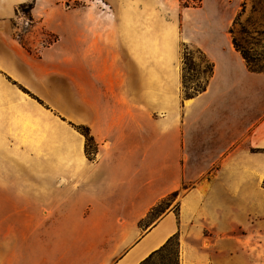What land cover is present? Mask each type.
<instances>
[{
  "label": "crops",
  "instance_id": "0c3cea01",
  "mask_svg": "<svg viewBox=\"0 0 264 264\" xmlns=\"http://www.w3.org/2000/svg\"><path fill=\"white\" fill-rule=\"evenodd\" d=\"M31 1L0 0V264H141L174 235L179 264H251L264 248V73L225 47L213 53L207 89L152 121L149 90L135 97L133 85L121 89L105 123L90 105L89 126L114 135L90 161L83 145L71 155L70 121L87 124L71 114L74 79L86 95L85 64L122 73L117 48L129 65L135 53L167 63L172 38L188 40L187 21L172 20L163 36L160 17L184 16L175 0H106L93 12L95 36L86 46L84 14L77 12L71 31L70 11L53 7L57 0L19 13ZM28 17L40 32L22 40ZM67 30L77 31L73 48ZM43 31L57 41L45 47ZM124 74L134 78L132 69ZM76 103L86 110V96ZM183 155H219L217 168L183 190ZM173 193L178 207L145 227Z\"/></svg>",
  "mask_w": 264,
  "mask_h": 264
},
{
  "label": "rangeland",
  "instance_id": "374dc122",
  "mask_svg": "<svg viewBox=\"0 0 264 264\" xmlns=\"http://www.w3.org/2000/svg\"><path fill=\"white\" fill-rule=\"evenodd\" d=\"M36 2L37 0H32L30 3L20 6L19 13L28 16L31 10L27 5L32 4L34 8ZM105 3L108 4L106 0H57L54 1L55 5L53 7L57 5L61 10L70 11L68 27L71 31L78 25L77 12L84 14L86 21L85 37L89 40L86 46H88L93 43L95 36L93 35L94 30H92L95 23L93 12L98 7L105 6L103 5ZM174 5L181 13H184V16L181 17L182 21L178 16L170 15L166 19L164 18L165 16L160 17L164 27H162L161 23L159 33L164 36L163 31L165 33L170 32L172 29L170 22L172 20L174 24L179 22L182 26L185 18L187 24L183 29L188 35V40L183 39L180 41L179 39H174V37L172 38V42L174 43L175 41V51L172 52V57L167 63L160 65L152 63L135 53L132 57L133 63L129 65L125 63L124 53L120 48H117L124 63L120 62L114 66L118 67L120 71L122 70V73L115 72L112 64H97L95 68L93 64H85L87 75L86 95L85 93L81 95V88L78 87L76 78L74 79L72 82L73 89H71V101L69 102L71 114L76 116L75 119L77 121L80 119L82 122H87V124H77L72 120L70 121L71 155H77V149L80 145H83L87 158L90 161H96L98 155H101L102 151L109 147L104 142H109L114 135L110 133L109 128L100 126L98 129H94L89 126L88 122L92 124V120H95L93 117L94 113L89 109L91 106L98 107L100 109L98 122L101 121L99 124L105 123V111L113 109L117 102L116 100L121 99L120 94L123 88L128 87L131 89V85H133L135 97L136 93H139L142 88L149 90V110L152 121L153 119H162L172 114L175 106L180 103L183 104L186 99H189L188 95L195 97L200 94L199 90L201 88L207 89V83L210 82V65L213 63L212 57H215L213 53L218 50L230 47L239 55L244 53L255 67L264 68V0H175ZM177 9L175 10L178 11ZM82 14L80 22L83 18ZM172 17H175V20ZM29 18L31 17H28L24 23V28L19 33L22 40H24L23 37L27 32L33 33L35 31L34 36L38 35V31L40 32L39 29L34 27V23L31 22L33 19L29 20ZM129 18L132 19L133 16ZM71 31L67 32V37L69 46L73 48L72 46H75V44L72 43L73 40L71 38L75 34L77 35V31L76 33H71ZM42 33L45 47L49 43L53 44V41L58 39L56 34H50L45 31ZM129 38H131L130 34L128 35ZM166 39H169V37L166 36ZM236 45L240 51L237 50ZM89 50L93 51V48ZM71 54L75 53L71 52ZM70 67L76 69L77 65L71 64ZM131 69L133 70L134 78L127 80L125 79L124 71L130 72ZM104 71L107 72L106 75L101 74ZM111 71L113 73H110ZM82 92L84 91L82 90ZM80 96L81 98L86 96V110H81L76 103ZM143 100L147 102V97L144 96ZM82 112L85 113L83 114ZM172 151L173 145H168L167 152L171 153ZM218 158L219 155H183L185 172L183 190L190 188L197 180L213 175L215 168H217ZM212 163L214 167L207 171L204 176H200V173ZM173 194L169 195L153 210L149 220L145 223V227L153 226L168 209L178 207L179 193ZM179 255L178 238L164 251L156 255L148 264H179ZM248 258L251 259V264L253 262L255 264H264V248L260 255ZM248 263L249 259H247L246 264Z\"/></svg>",
  "mask_w": 264,
  "mask_h": 264
},
{
  "label": "trees",
  "instance_id": "16d2710c",
  "mask_svg": "<svg viewBox=\"0 0 264 264\" xmlns=\"http://www.w3.org/2000/svg\"><path fill=\"white\" fill-rule=\"evenodd\" d=\"M28 7H29V9L30 10H32L33 9V6H32V4H30V5H27ZM236 47H237V50L238 51H240V49L238 48V46L236 45ZM242 53V52H241ZM242 57L245 59V61H246V63H247V66H248V68H249V70L251 71V72H255V73H264V68L263 67H260V68H258V67H255L254 66V64H253V62L244 54V53H242ZM211 67H210V78L209 79H211V77L213 76V72H214V65L213 64H211L210 65ZM208 84H209V82L207 83V86H208ZM206 86V87H207ZM206 90V88H201L199 91H200V93H202V92H204ZM188 97L189 98H192V97H194V96H189L188 95ZM173 195H176L175 193L173 194ZM175 240H178V237H177V235H174L173 237H171L168 241H167V243L163 246V247H161L159 250H157V251H155V252H153L146 260H144L141 264H148L156 255H158V254H160L162 251H164L168 246H170Z\"/></svg>",
  "mask_w": 264,
  "mask_h": 264
}]
</instances>
